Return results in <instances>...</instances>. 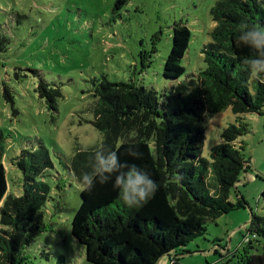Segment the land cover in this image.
Listing matches in <instances>:
<instances>
[{"label": "trees", "instance_id": "1", "mask_svg": "<svg viewBox=\"0 0 264 264\" xmlns=\"http://www.w3.org/2000/svg\"><path fill=\"white\" fill-rule=\"evenodd\" d=\"M125 1L115 0L114 5ZM210 17L214 25L201 49L203 67L196 73L186 74L181 64L190 29L181 21L174 23L162 70L163 77L172 81L166 91L159 93L133 80L110 81L105 76L90 80L91 123L103 138L99 145L76 147L66 165L69 173L77 180L91 171L93 154L103 144L116 151L121 162L144 169L157 189L138 208L127 207L119 198L114 175L91 191H80L71 234L84 245L89 263L156 264L167 255L170 264H180V256L171 253L187 251L186 244L205 233L207 221L247 205L237 189L235 201L229 199L240 173L249 168L235 141L246 129L242 114L254 112L264 120V74L254 78L245 69L242 61L256 54L239 43L238 36L242 21L264 25V0H217ZM142 63L146 66L149 61ZM35 91L52 111L64 98L60 85L41 77ZM3 97L15 116L18 110L6 85ZM228 106L237 115L236 121L222 130V141L205 158L201 155L204 118ZM8 135L0 127V163L7 158ZM129 146L140 153L139 159L127 153ZM8 163L21 174V193L8 188L0 204V264H24L22 250L38 228L37 219L50 192L44 176L53 163L41 143L21 149ZM246 231L254 238L252 242L248 237L250 250L227 264H264V208L262 213L250 209Z\"/></svg>", "mask_w": 264, "mask_h": 264}, {"label": "rangeland", "instance_id": "2", "mask_svg": "<svg viewBox=\"0 0 264 264\" xmlns=\"http://www.w3.org/2000/svg\"><path fill=\"white\" fill-rule=\"evenodd\" d=\"M216 1L126 0L115 7V0H0V127L9 134L7 158L0 163V204L8 188L21 193V174L8 163L10 157L41 143L53 163L44 176L50 192L38 228L22 250L24 264H92L71 234L81 185L66 167L76 147L96 146L103 138L91 123L90 80H133L166 91L172 81L162 70L179 21L191 32L181 64L186 74L196 73L203 67L201 49L210 40V8ZM143 59L149 64L143 66ZM40 77L62 87L64 98L56 111L35 91ZM4 85L13 95L15 116L3 97ZM236 117L229 106L206 114L203 157L209 158L212 146L222 141V130ZM241 117L246 129L235 144L249 168L240 173L229 199L235 201L237 189L247 205L207 221L205 233L184 247L188 252L177 251L182 264H227L250 250V209L262 213L264 208V120L254 112ZM156 264H170L169 256Z\"/></svg>", "mask_w": 264, "mask_h": 264}, {"label": "clouds", "instance_id": "3", "mask_svg": "<svg viewBox=\"0 0 264 264\" xmlns=\"http://www.w3.org/2000/svg\"><path fill=\"white\" fill-rule=\"evenodd\" d=\"M238 42L252 49L256 55L246 57L242 63L254 77L264 74V25H249L242 21L239 25ZM137 159L140 153L132 146L126 149ZM91 171L83 172L77 180L82 191H91L97 183L105 184L113 180V187L119 190V198L129 208H138L154 195L157 184L151 176L135 163L121 162L116 151L108 150L101 144L93 154Z\"/></svg>", "mask_w": 264, "mask_h": 264}, {"label": "crops", "instance_id": "4", "mask_svg": "<svg viewBox=\"0 0 264 264\" xmlns=\"http://www.w3.org/2000/svg\"><path fill=\"white\" fill-rule=\"evenodd\" d=\"M175 254H177V255H175ZM171 255H175V256H178L179 257V254L178 253H171ZM179 263L182 264L180 260H179Z\"/></svg>", "mask_w": 264, "mask_h": 264}]
</instances>
